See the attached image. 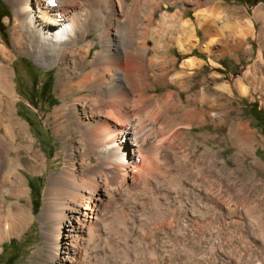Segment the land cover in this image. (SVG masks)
I'll return each mask as SVG.
<instances>
[{
    "label": "bare ground",
    "instance_id": "1",
    "mask_svg": "<svg viewBox=\"0 0 264 264\" xmlns=\"http://www.w3.org/2000/svg\"><path fill=\"white\" fill-rule=\"evenodd\" d=\"M7 1L12 13L0 20V249L6 237L25 231V216L33 223L29 176L46 172L39 219L52 264H112L115 250L144 235L150 214L159 218L149 234L161 258H172L170 243L177 238L198 243L199 250L216 246L225 227L226 179L219 155L199 151L189 131L214 124L216 134L223 132L226 103L237 110L236 97L257 79L264 97V68L258 71L264 3L250 14L225 0ZM178 4L183 9L170 11ZM186 9L193 17H185ZM94 32L98 36L90 38ZM250 38L260 47L242 76L231 81L202 69L208 60L196 50L214 68L224 67L217 58L226 54L253 59ZM20 54L46 70L59 67L64 102L48 116L64 142L57 164L48 162L19 114L23 97L12 64ZM158 86L170 89L157 93ZM235 123L238 134L241 122ZM9 195L15 200L7 203ZM214 218L218 226L208 229ZM223 259L252 264L231 253Z\"/></svg>",
    "mask_w": 264,
    "mask_h": 264
},
{
    "label": "rangeland",
    "instance_id": "2",
    "mask_svg": "<svg viewBox=\"0 0 264 264\" xmlns=\"http://www.w3.org/2000/svg\"><path fill=\"white\" fill-rule=\"evenodd\" d=\"M225 1L245 6L250 14L253 13L257 6L264 3V0ZM177 9H183L182 5L178 4L170 7V11L172 12ZM12 10L13 7L7 0H0V20L3 21L7 14L12 13ZM193 13V10L186 9L185 17H193ZM259 25L257 23V27ZM2 33L6 41L9 42L10 32L6 24L2 27ZM97 36L98 32L90 34V38ZM226 38L231 40L228 37ZM222 42H225V39ZM249 42L253 43L257 50L256 56L253 59L248 60L241 57V55L234 58L232 55L226 54L217 58L224 65V67L219 68L213 67L207 54L199 52V50L195 52H198V57L208 60L202 68L206 73L212 74L218 71L224 74L226 79L233 81L242 76L247 67L257 59L260 47L259 40L257 38H250ZM160 47L158 46L155 49L159 55L163 52V47L161 49ZM172 53L179 54L178 49L173 48ZM149 55H151V52ZM189 56L185 55L179 61H183ZM193 56L196 55L193 54ZM159 61H161L159 63L161 64L162 59H159ZM12 66L16 72L15 81L17 83V90L23 97L18 103L19 114L30 123L34 139L38 146L46 153L48 162L57 164V155L62 151L64 142L54 133L48 116L57 106L64 102V98L60 96L63 87L59 85L58 81L59 67L56 66L46 70L37 65L32 60V57L27 54L18 55ZM258 66V71L264 68L263 63L258 64ZM260 88V79H257L254 86L250 88V93L238 95L236 97L237 110H235L232 102L226 103L222 112L225 119L223 132L219 130L216 134L212 130L214 124L209 127L195 124L196 126H193L192 130L189 131L190 137L193 139L199 151H205L207 149L212 154L219 155L218 167L224 171V180H229L228 182L226 180L224 181L226 189H223V197L226 198V200L224 198L225 204L223 209V226L225 227L222 228L223 233L220 234L217 242H215L216 246L215 244L213 245L214 242H211L207 244V247L210 246L209 248L206 247L204 250H199L198 243L195 244L186 241V243H183L184 241L182 239L177 238L174 241L176 243L173 244V240L171 241L172 244L170 243V248L174 251L171 255L172 258L169 256L161 258L157 251L156 243L149 234V230L152 229V226H155L153 224L159 221V218L157 214H150V218L151 216L153 218V215H155L154 219L151 218L155 222L152 223L151 221L146 227L147 230L144 229V235L137 239H131L126 248H118L115 250L114 256L112 257V264H156L157 260V264H159L162 262V259L163 262L160 264H170L171 262V264H214L213 261H215V264L217 262V264H225L223 258L230 253L239 257L243 262H252V264L264 263V97ZM169 89V86H158L157 93H162ZM150 92L152 93L154 90H150ZM181 95L182 99L185 100L187 93L181 92ZM237 111L238 114H236ZM237 121L241 123L239 133L235 134V122ZM178 127L179 125L175 128ZM221 132L223 135L225 134L223 138L220 136L222 134ZM49 174V172H46L44 175L38 176L27 175L30 179L28 181L30 195H27L26 201L33 211V223L31 224L29 221V216H25V222L27 224L25 231L5 238L0 249V264L53 263L47 252V245L44 241L39 219V213L44 203V189ZM225 182L227 183V187ZM9 196L8 200H6L7 203L15 200L14 197ZM215 221L217 222L214 218V221L212 219L209 222L208 229L218 226V222L215 223ZM222 241H226L230 247L224 248L226 247L225 243L220 246L219 243ZM121 254L126 256H119ZM192 254L194 255L192 256ZM120 257L123 258L120 259ZM202 259H204V262ZM192 261L193 263H191ZM198 261L199 263H197Z\"/></svg>",
    "mask_w": 264,
    "mask_h": 264
}]
</instances>
